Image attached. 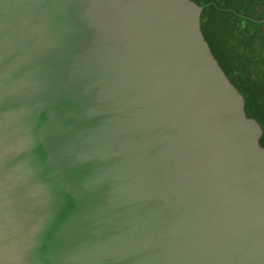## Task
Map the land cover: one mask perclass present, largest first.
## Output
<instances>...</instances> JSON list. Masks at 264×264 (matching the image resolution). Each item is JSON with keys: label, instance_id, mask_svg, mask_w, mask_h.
I'll return each instance as SVG.
<instances>
[{"label": "water", "instance_id": "95a60500", "mask_svg": "<svg viewBox=\"0 0 264 264\" xmlns=\"http://www.w3.org/2000/svg\"><path fill=\"white\" fill-rule=\"evenodd\" d=\"M193 0H0V264H264L260 125Z\"/></svg>", "mask_w": 264, "mask_h": 264}, {"label": "trees", "instance_id": "16d2710c", "mask_svg": "<svg viewBox=\"0 0 264 264\" xmlns=\"http://www.w3.org/2000/svg\"><path fill=\"white\" fill-rule=\"evenodd\" d=\"M193 1L204 7V36L243 95L247 117L263 130L264 145V0Z\"/></svg>", "mask_w": 264, "mask_h": 264}]
</instances>
